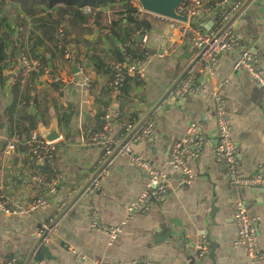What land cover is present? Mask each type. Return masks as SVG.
<instances>
[{"label":"crops","instance_id":"0c3cea01","mask_svg":"<svg viewBox=\"0 0 264 264\" xmlns=\"http://www.w3.org/2000/svg\"><path fill=\"white\" fill-rule=\"evenodd\" d=\"M242 3L243 16L237 25L239 44L249 49L264 69V0H242ZM129 10L143 13L137 1L105 6L95 10L92 22L82 11L64 7L47 10L4 3L0 21L6 19L4 26L15 28L16 33L6 45V80L3 83L0 80V147L3 150L14 136L24 143L31 130L39 125L49 127L51 115L59 119L62 140L56 144L53 160L43 165L29 163L17 155L6 162L0 159V190L9 205L27 204L40 198L50 201L49 207L34 215L0 214V264L18 255L30 262L37 261L44 248L48 255L42 262L47 264L129 260H148L153 264H252L243 250L233 247L237 237L233 211L238 203L244 205L251 217L259 219V245L264 252V188L229 186L224 167L214 154L216 119L212 102L214 90L225 99L231 137L237 147L239 174L264 175V93L248 76L233 73L239 50L217 60L214 81L209 82L205 75L192 71L197 68V58L188 45L191 34H181L183 25L174 24V34L167 38L168 22L164 21L159 33L158 18L143 13L152 25L150 43L145 50H136L145 54L146 76L134 80L122 98L112 101L111 75L108 69L97 73L95 64L100 59L111 66L119 55L124 60L130 57L126 52L134 49L129 46H134L142 28L134 31L130 39L124 33L128 32V26L135 28L132 20L139 23V19H148L124 14ZM219 20L218 15L209 14L194 20L192 26L200 32L216 33ZM118 28L123 43L113 35ZM61 31L73 51L72 63L63 58ZM22 55L37 61L39 72L20 92L12 84L9 72L13 69L18 72ZM74 62L79 69L77 74L73 71ZM84 74L93 85L90 94L81 87ZM191 75H195V87H203L205 92L189 93L174 102L180 84ZM65 77L77 85L62 89L54 81ZM20 99L25 102L21 104ZM108 107L119 117L113 129L119 143H133L132 133L125 131V125H133L139 132L147 122L155 124L151 136L137 145V150L167 176L171 186L169 200L129 222L112 247H108V237L89 230V219L95 213L104 225L118 227L128 205L140 195L147 177L127 157L117 156L102 191L88 192L101 163L109 158L103 149L84 148L83 143L101 130L100 119ZM63 115L67 124L61 122ZM191 123L198 126L206 144L201 158L192 164L195 182L186 187L179 184V174L167 166V159L171 150L183 141ZM56 176L61 177V185L56 194H51L49 187ZM52 224L57 229L49 244H40L41 227ZM201 238L210 242V252L215 247L214 257L209 253L202 261L197 258L196 246ZM73 251L86 261H80Z\"/></svg>","mask_w":264,"mask_h":264},{"label":"built area","instance_id":"2783aa9c","mask_svg":"<svg viewBox=\"0 0 264 264\" xmlns=\"http://www.w3.org/2000/svg\"><path fill=\"white\" fill-rule=\"evenodd\" d=\"M243 3L241 0H185V4L178 10V13L189 18V24L183 25L182 35L190 33L192 39L188 44L197 58V68L193 72H199L208 77L209 82L214 81V67L219 58L226 54L239 50V57L233 65L234 74H244L248 76L264 93V69L259 66L258 59L247 48L241 47L239 44L237 25L243 16ZM82 12L94 21L95 10L85 8ZM219 16V28L216 33L209 31L200 32L192 26L194 20H198L206 15ZM160 19V18H158ZM165 21L163 19H160ZM166 22V21H165ZM62 46L63 58L67 63L74 60L73 51L68 42L64 39L63 31L59 34ZM150 38L148 34L140 30L134 40V46L131 48H139L145 50ZM146 61L129 57L124 63H113L115 72L114 80L110 85V99L117 101L122 98L125 82L127 78L137 80L144 79L146 76ZM19 72H9L12 84L17 87L20 92L27 88L30 79L39 72V63L32 60L26 55L20 57ZM195 75L189 76L183 84H180L176 92V99H183L187 94H201L205 92L203 87H195ZM55 83L62 89L70 88L77 85L73 79L69 77L56 78ZM81 87L90 94L92 83L90 77L83 75ZM21 104L25 101L19 100ZM212 102L216 119V138L214 154L217 161L223 165L226 179L229 186L233 189L241 188H264V175L258 172L251 177H242L237 170V147L232 140V127L229 121L226 102L219 91L214 90L212 94ZM119 120L114 110L108 107L100 119L101 130L95 133L88 141L83 143L84 148H101L106 153L107 161L101 163V167L97 176L93 179L88 192L97 194L102 191L105 183L110 175V167L115 157H127L133 166L140 169L146 174L147 181L140 195L132 201L122 218L118 227H108L99 220V217L93 213L89 219V230L93 233L102 234L108 237V247H112L115 241L120 237L124 228L136 217L149 213L157 205L167 202L171 196V186L167 176L156 169L152 163L145 160L137 150V145L146 141L152 134L155 124L147 122L142 131L136 132L134 126H124L127 133H132L133 143H119L113 135L115 122ZM206 139L199 132L196 124L191 123L185 133V137L181 143L176 145L170 152L167 159V166L179 174V184L181 186L191 187L196 179L192 164L197 162L202 155L205 147ZM57 153V145L46 144L40 137L38 129L31 130L27 139L22 143L21 138L13 137L8 139L6 146L2 150V159L4 162L10 160L13 155L27 160L29 163L43 165L53 160ZM61 185V177L56 176L49 187L51 194L57 193V188ZM50 201L44 198L37 199L27 204H16L14 206L8 204L7 197L0 190V214L5 217L29 216L38 213L41 209L47 208ZM233 219L237 228V237L233 243L235 249L243 250L252 264L264 263V252L261 251L259 245V235L257 223L259 219L249 215L242 203H238L233 211ZM55 224L43 226L40 229L39 239L41 243L49 244L50 237L56 231ZM38 238V237H37ZM197 258L202 261L210 253V242L201 238L196 246ZM77 258L84 262L86 258L73 251ZM21 256H13L4 264H47L45 262L33 261ZM93 264H153L148 260H129L115 263H105L103 261H95Z\"/></svg>","mask_w":264,"mask_h":264},{"label":"trees","instance_id":"16d2710c","mask_svg":"<svg viewBox=\"0 0 264 264\" xmlns=\"http://www.w3.org/2000/svg\"><path fill=\"white\" fill-rule=\"evenodd\" d=\"M134 1H136V0H0V11H2L5 2H12V3H15V4L21 6V7L22 6L23 7H26V6H29V7H45L47 10H53V9H57L59 7H64L70 11H77L78 13H82L81 11L85 8H91L92 10H96V9H99V8H102L105 6H115V5H122V4L127 5V4L134 2ZM243 2H244V0H243ZM132 13L136 17L140 18L142 16L148 20L139 19V23L132 20L131 22L133 25H135V28H133L132 26H128L129 30L127 33H124V36L131 38V36L133 34H135L134 31H136L138 28L139 29L142 28L143 31L149 32V30H151V28H152V25L149 21L148 16L141 13L140 11L137 12L134 10H129L128 12H125L124 14L130 15ZM5 21H6V19H2L0 21V80L2 83L6 80L5 76H6V73H8V71L4 65L5 62L7 61L6 45H7L8 41H11L12 36L16 33L15 28H12L8 25L4 26V24L6 23ZM113 35L115 37H117L122 43L124 42L120 38V35H121V29L120 28H118ZM132 41L130 43H132ZM125 44H127V43H125ZM126 55L131 56L135 59L142 60V61H144V59L146 58L145 54L139 53V51L136 50V48H134L133 50H130V51L128 50L126 52ZM127 58H129V57H127ZM127 58H125V60ZM125 60H124L123 55H119V59H118V61H115V63H124ZM112 64H111V66L107 65L100 59H97V63L95 64V71L97 73H102L103 71L108 69L107 73H109L111 75L110 85L113 82L114 75H115ZM12 72L14 73L15 70L13 69ZM134 80H137V79H134V78H127L126 79L125 87L123 90V95H124V92L125 93L128 92V88H130V85L132 83H135ZM126 87H127V89H126ZM61 122L63 124L68 123V120L64 118V115H63V118L61 119Z\"/></svg>","mask_w":264,"mask_h":264},{"label":"water","instance_id":"95a60500","mask_svg":"<svg viewBox=\"0 0 264 264\" xmlns=\"http://www.w3.org/2000/svg\"><path fill=\"white\" fill-rule=\"evenodd\" d=\"M140 5L141 11L147 15L163 19L167 21L165 28V37L170 38L174 34V24L188 25L189 18L187 16L180 15L178 10L185 4V0H136ZM74 73L79 71L76 63L74 62ZM20 69H18L19 72ZM177 101L174 98V102ZM39 135L41 139L48 145L57 144L62 140L60 133V123L56 115H51V122L49 127L39 125ZM2 148L0 147V159H2ZM43 240H40L42 244ZM215 247H211L210 255L214 257ZM48 255V251L44 248L41 254L38 256L37 261L42 262L44 257Z\"/></svg>","mask_w":264,"mask_h":264},{"label":"rangeland","instance_id":"374dc122","mask_svg":"<svg viewBox=\"0 0 264 264\" xmlns=\"http://www.w3.org/2000/svg\"><path fill=\"white\" fill-rule=\"evenodd\" d=\"M157 25H158V32L161 33L162 29H163V26L165 25L164 21H161L160 19H157ZM149 38H150V35H149V32L147 33ZM150 43V41H149Z\"/></svg>","mask_w":264,"mask_h":264}]
</instances>
